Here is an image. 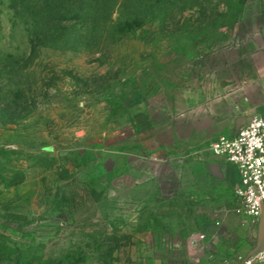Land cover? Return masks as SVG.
Segmentation results:
<instances>
[{
    "label": "rangeland",
    "instance_id": "1",
    "mask_svg": "<svg viewBox=\"0 0 264 264\" xmlns=\"http://www.w3.org/2000/svg\"><path fill=\"white\" fill-rule=\"evenodd\" d=\"M69 6L91 14L68 27ZM263 9L0 0V264H236L253 250L236 167L210 145L238 130L242 86L262 72Z\"/></svg>",
    "mask_w": 264,
    "mask_h": 264
},
{
    "label": "built area",
    "instance_id": "2",
    "mask_svg": "<svg viewBox=\"0 0 264 264\" xmlns=\"http://www.w3.org/2000/svg\"><path fill=\"white\" fill-rule=\"evenodd\" d=\"M210 149L236 167L239 175L234 189L239 204L237 212L259 224L264 205V111L253 115L235 135H220ZM246 256L236 264H264V250Z\"/></svg>",
    "mask_w": 264,
    "mask_h": 264
},
{
    "label": "crops",
    "instance_id": "3",
    "mask_svg": "<svg viewBox=\"0 0 264 264\" xmlns=\"http://www.w3.org/2000/svg\"><path fill=\"white\" fill-rule=\"evenodd\" d=\"M256 1L264 3V0H256ZM263 16H264V9H263ZM262 33L264 37V25H263ZM258 64H261L263 68L261 74L258 77L254 76L252 77V79H248L251 83H247V84L245 83L242 86L243 88L242 95H241L242 97L239 95L241 97V100L238 102V107L244 112V116L240 124L234 125V127H239L238 130L243 125H245L251 119L253 115L264 111V67H263L264 57L260 59ZM236 132L229 136L235 135ZM238 178H239V175H238Z\"/></svg>",
    "mask_w": 264,
    "mask_h": 264
},
{
    "label": "trees",
    "instance_id": "4",
    "mask_svg": "<svg viewBox=\"0 0 264 264\" xmlns=\"http://www.w3.org/2000/svg\"><path fill=\"white\" fill-rule=\"evenodd\" d=\"M72 6V5H71ZM70 7V9L66 10L67 11V15H65V17L63 18L64 20V24L67 23V26L69 27L71 24H75L77 23L80 19H82L83 17H85V13H88V14H91V12H89V8H86V7H81V8H76L74 7L72 9V7ZM41 14V13H40ZM40 14L38 13V11L34 14V18H36V22H37V19L39 18L38 16H40ZM87 14V16H88ZM96 15V14H95ZM47 23L45 24H41L39 22H37L36 24V34H35V40L36 41H39V40H49L50 39V36H49V33H50V30L51 28L49 27V22L46 21ZM81 24L83 22H80ZM28 32H30L31 30H27Z\"/></svg>",
    "mask_w": 264,
    "mask_h": 264
},
{
    "label": "water",
    "instance_id": "5",
    "mask_svg": "<svg viewBox=\"0 0 264 264\" xmlns=\"http://www.w3.org/2000/svg\"><path fill=\"white\" fill-rule=\"evenodd\" d=\"M258 228H259L258 245L253 250L247 253L246 258L255 255L258 251L264 250V205L262 207V215L260 222L258 224Z\"/></svg>",
    "mask_w": 264,
    "mask_h": 264
}]
</instances>
